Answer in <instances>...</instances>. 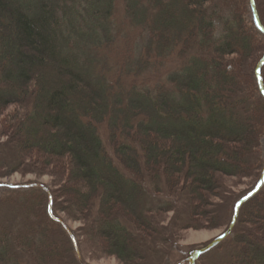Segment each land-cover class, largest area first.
Here are the masks:
<instances>
[{
  "label": "trees",
  "instance_id": "trees-1",
  "mask_svg": "<svg viewBox=\"0 0 264 264\" xmlns=\"http://www.w3.org/2000/svg\"><path fill=\"white\" fill-rule=\"evenodd\" d=\"M253 2L264 29V0ZM121 9L118 20L115 0H0V114L25 105L6 122L19 158L60 169L69 205L96 206L94 239L136 264L139 243L121 221L141 241L153 238L145 183L185 191L191 217L202 219L217 177L255 166L264 139L255 69L264 50L247 73L244 63L264 48V34L249 0H123ZM260 76L264 88V65ZM255 168L251 189L264 157ZM7 190L3 205L21 197L29 226L0 225V264H82L39 187ZM34 210L42 220L31 223ZM243 223L254 227L240 231L221 264H264V184L241 205L233 230Z\"/></svg>",
  "mask_w": 264,
  "mask_h": 264
},
{
  "label": "rangeland",
  "instance_id": "rangeland-1",
  "mask_svg": "<svg viewBox=\"0 0 264 264\" xmlns=\"http://www.w3.org/2000/svg\"><path fill=\"white\" fill-rule=\"evenodd\" d=\"M122 1L115 0L117 6L116 19L118 20L122 19ZM259 45L257 43V46ZM263 50L264 48H258L254 56L245 61V73L250 70L254 58L256 59L257 55L262 54ZM146 79L150 85L155 81L152 75H147ZM55 84L53 80V86ZM25 110V105L10 106L4 113L0 114V225L8 226L13 230L19 229L20 225L29 226L28 217L18 207L21 197L14 198L11 205H3L2 201L8 193V187L27 188L36 186L42 190L44 197L48 196L46 204L48 213L59 218L58 221L66 229L78 261L82 264H123L114 256L107 255L104 245L102 247L94 239L93 221L96 217V206L92 204V207L90 206L83 212L82 210L76 211L74 207L69 205L72 195L69 194L71 190H68L71 186L64 173L61 174V170L55 168L53 164H44L35 158H19L15 139L6 130V122L14 114L20 117ZM99 135L102 141L106 139L103 127L99 128ZM260 143L259 152L253 160L255 166L256 164L260 166L264 157V139ZM108 152L111 153L109 149ZM60 163L64 164V161L60 160ZM255 166L253 165L252 169L244 176H218L216 189L206 195L207 203L200 208L204 212L202 219L191 217V202H189V197L185 191L178 189L172 193L165 191L162 184L157 187L145 183V195L142 204L143 217L147 224L155 229L153 238L149 237V240L145 237L141 241L133 227L121 221L128 231L135 234L136 242L134 245L139 243L140 262L138 261L136 264H187L186 260L193 252L202 250L225 233L231 223L236 203L255 188L251 189L258 177V168ZM50 193L53 195L54 203L50 199ZM44 204L45 201L41 205V211ZM31 215V223L37 219L33 216L42 220L40 211L34 210ZM190 218L195 220L194 223L189 221ZM190 224H194V226H190ZM253 227V225L246 226V223L235 225V229L232 228L231 233L218 244L219 246H215L204 255L201 254L195 260V264L223 263L226 257L230 255L231 248H234L235 237L239 235L242 229L248 230ZM60 244L62 246L67 244L69 247L68 242L62 239Z\"/></svg>",
  "mask_w": 264,
  "mask_h": 264
},
{
  "label": "water",
  "instance_id": "water-1",
  "mask_svg": "<svg viewBox=\"0 0 264 264\" xmlns=\"http://www.w3.org/2000/svg\"><path fill=\"white\" fill-rule=\"evenodd\" d=\"M249 1H250L251 11L253 14V19H254L255 25L258 28V30L264 34V29L261 27L259 20L257 18L256 12H255L254 2H253V0H249ZM263 65H264V56L261 58V60L257 64L256 70H255V74H256V78H257L258 86H259V91L264 96V89H263V85H262V81H261V77H260V70H261ZM263 183H264V169L262 171V175H261L258 183L256 184L255 188L236 203L235 209H234V214H233L231 223H230L227 231L225 233H223L221 236H219L218 238H216L211 244H209L208 246H206L202 250H197V251L193 252L191 254V256L186 260L187 264H195V260L201 254H204L205 252H207V251L211 250L212 248H214L215 246H217L222 240H224L231 233V230H232L233 225L235 223V219H236L239 208L241 207V205L243 203H245L248 199L253 197L260 190Z\"/></svg>",
  "mask_w": 264,
  "mask_h": 264
}]
</instances>
